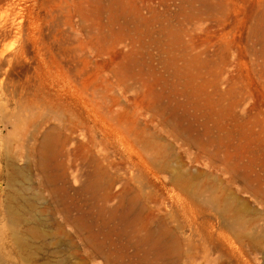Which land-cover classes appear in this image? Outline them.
<instances>
[{
	"label": "rangeland",
	"instance_id": "rangeland-1",
	"mask_svg": "<svg viewBox=\"0 0 264 264\" xmlns=\"http://www.w3.org/2000/svg\"><path fill=\"white\" fill-rule=\"evenodd\" d=\"M172 57L178 58L174 68ZM182 69L196 78L188 80ZM162 81L170 87L164 100L178 103L184 116L182 132L148 109ZM47 130L61 132L56 146L70 200L91 211L88 194L78 188L101 162L117 174L112 192L132 186L127 194L140 197L138 236L146 233L142 225L150 226L171 251L163 255L156 240L136 247L135 236L129 243L113 236L104 249L113 250L115 262L264 264V241L237 239L179 188L191 177L193 190L207 195L215 181L221 198L246 199L253 208L246 209L245 218L253 220L245 231H264V201L230 179L222 162L231 153L228 163L250 167L253 184L264 178V0H0V264L31 258L35 264H105L74 225L63 222L40 184L39 144ZM197 136L199 146L190 143ZM148 143L151 154L166 155L161 169L145 160ZM215 147L219 159L209 155ZM11 197L17 208L27 203L42 223L58 220L71 237H43L30 243L34 252L24 250L7 224ZM118 198L107 203L115 206ZM36 228L55 231V225Z\"/></svg>",
	"mask_w": 264,
	"mask_h": 264
},
{
	"label": "bare ground",
	"instance_id": "bare-ground-1",
	"mask_svg": "<svg viewBox=\"0 0 264 264\" xmlns=\"http://www.w3.org/2000/svg\"><path fill=\"white\" fill-rule=\"evenodd\" d=\"M169 60V64L172 65L171 68H174L175 62L178 58L172 57V59ZM133 62L136 61L133 60ZM191 62L196 66L201 65L200 60L196 58H191ZM181 72L182 74L184 72V76L187 77L188 80H194L196 78V75L183 71V69ZM160 79L163 78L160 77ZM156 82L161 83L159 80L153 81L152 83ZM162 83L163 86L160 90L155 92L152 101L153 103L148 106V109H151L153 114H157L161 118L162 125L180 129L179 132H182V129L184 128L182 121L184 116L179 115L176 110L177 106H179L178 103L171 105L168 101L164 100L170 98V87L165 81H162ZM80 121H82L80 124L83 123L84 126L87 124L86 120L82 118ZM86 127L88 130L94 132L92 128L88 127V125ZM60 137L61 132H56V130H47L42 136L38 154V170L41 174L40 184L47 188L51 196L54 198L53 200L56 202L55 206L62 211L64 215L62 218L63 222H71L74 225L80 235V239L84 244L91 247L90 252L101 256L104 259L105 264H119L112 258L113 250L104 249L105 241L111 240L113 236H116L117 238L121 237L122 239L125 237L129 243L132 240L130 237L135 236L133 244L136 247L143 242L146 243V241H151V244L154 245L156 240L157 245H160V248L162 246V254L164 255V253H167L170 250L168 249V246L165 245L164 241L163 243H160L162 235L155 238V234L151 231L150 226L142 225V227L146 229V233L141 237L138 236L137 229L133 228L138 222V213L136 214L134 212V205L140 197L138 195L129 196L127 194L130 191H133L132 186L127 187V190H130L129 192L123 190L126 193L123 191L118 194L112 192L111 187L117 181V174H109L108 168L103 167L101 162L96 163V169L91 173L87 172L85 174V179L78 188L79 193L88 194V204L91 211L89 210L88 213L83 212L80 204L74 203L72 199L70 200V197L68 196L70 185L67 181L66 165L58 158L63 151H60L56 146V140ZM65 139L66 137H63L62 141H65ZM227 140L230 145V139L227 138ZM90 141H92V138H90ZM201 142V137L199 136L190 141L191 144L198 146ZM205 149L207 150V148ZM144 150L147 153L145 160L149 161L152 165L157 164L158 166L155 170L161 169L166 155L151 154L149 143L148 145H144ZM209 155L219 159L221 157L219 147H215L209 152ZM231 157L232 154L228 153L225 157L227 159L222 161L225 163L223 165L229 174V178L240 179L243 183L244 190L249 191L255 197L264 201V178L258 176V178H255L258 180L257 184H253L249 175L250 167L247 170V167L244 164L241 165L237 163V161L228 163V160ZM192 186L193 182L191 177H189L186 181L182 182V185L179 188L182 193L186 195L188 201L199 211L207 212V214L211 212L213 215L215 214L220 219V226L225 228L228 232L235 234L236 238L243 237L248 241L256 242V244L264 241V231H260L256 234L247 233V231H245L243 225L250 223L253 220L251 218H245L246 209H249L250 211L253 210V208H250V204L246 199L232 200L230 197L228 199L227 196L221 198V196L216 194L217 184L215 181H212L211 185H209L213 190L207 195H199L198 191L193 190ZM199 186L200 185H198V187ZM124 189L126 188L124 187ZM225 191L227 192L228 190ZM225 191L222 195L227 194ZM117 195H119L118 204L110 206L107 202ZM14 200V197L10 198V205L6 210L7 224L11 229L13 240L24 250L34 252L36 247L31 246L30 243L40 238H52L59 234L63 237L66 234L62 229V223L58 220L53 219L52 222L42 223L40 218L35 217V213L29 212L27 203L26 209L24 208V205H20V208H17L13 206ZM74 209H78V213L73 216L71 211ZM255 211H257V209ZM261 211L264 212V209ZM91 212L94 213L97 218L91 217ZM20 224L25 225L22 233L18 230ZM44 224L51 226L55 225V231L44 232L41 229L36 228L38 225ZM94 226H98V230H94ZM163 229H165V227H163ZM65 236L71 237L69 234H66ZM170 252L171 251H169V253ZM159 256L161 257V253ZM29 264H35L32 258Z\"/></svg>",
	"mask_w": 264,
	"mask_h": 264
}]
</instances>
